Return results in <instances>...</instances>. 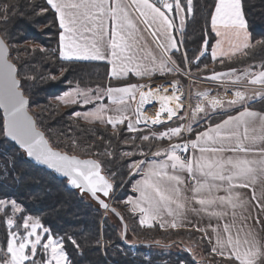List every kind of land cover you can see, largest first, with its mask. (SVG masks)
Returning <instances> with one entry per match:
<instances>
[{
    "label": "snow or ice",
    "instance_id": "1",
    "mask_svg": "<svg viewBox=\"0 0 264 264\" xmlns=\"http://www.w3.org/2000/svg\"><path fill=\"white\" fill-rule=\"evenodd\" d=\"M46 5L48 7L41 8L38 15L54 11L61 29L58 51L62 60H108L111 65L108 76L117 79L130 72L143 78L151 77L157 70L180 71L171 53L180 51L178 44L183 41H178L173 33L178 27L177 20L179 30H183L186 14L193 13V0H46ZM17 7V3L0 0V20L7 23ZM213 9L209 13L210 24L218 39L212 45L204 40L195 61L199 62L209 49L212 60L219 59L221 64L224 57L231 59L237 53L250 57L255 55L257 48L264 49V40L253 41L248 32L241 0H214ZM150 43L160 50L159 55L149 48ZM32 51L47 50L38 47ZM8 55V46L0 39V108L3 109L0 134L11 138L28 157L62 174L68 184L81 193H89L107 209L109 205L98 194L108 197L113 183L103 174L101 161L80 159L50 146L29 114V100L18 78V68ZM182 55L184 61L192 63L186 52ZM169 64L173 67H168ZM258 69L249 67L239 75L236 68L213 71L208 77L212 80L234 77L233 84L245 80L249 85L259 86L260 90L249 95L237 88L233 98L228 100L208 99L207 92L197 93L203 99L195 107L188 106L191 120L186 126L181 123L159 134L152 132L151 138L182 140V130L191 133L192 124L207 119L209 112L235 105H240L242 110L227 115L219 123L206 124L203 130L195 133L194 139L169 143L167 147L150 152L152 157L159 159L133 161L129 165L132 173H142L133 186L139 196L127 201L132 211L140 214V224L152 227L153 221H159L161 228L167 225L176 229L185 226L188 211L207 214L217 221L215 226L210 223L206 228L198 225H191V228L202 233L211 254L225 264H264V216L261 215L264 214V111L246 106L249 100L264 99V61L259 63ZM170 83L172 95H167L169 89H163L165 94L160 95L162 86L155 92L151 88L145 92L143 89L148 85L128 83L104 89L98 86L87 91L77 88L73 90L75 95L70 91L57 99L67 105L95 104L92 110L77 111L73 116L89 124L110 125L113 135H118L120 125L126 124L130 132H138L137 126L142 123L146 125L148 119L143 116L142 108L156 99H159L160 108L150 120L152 125L165 123L162 114H167L168 121L174 117L183 120L184 117L178 115L185 107L180 103L182 95H177L179 81ZM137 92L140 98L132 110L127 101L134 100ZM105 97L112 107L102 102ZM173 101L175 106L170 107ZM129 111H134L135 121L129 117ZM139 139L147 142L150 136L142 135ZM72 144L75 146L76 141L72 140ZM105 154L112 155L107 151ZM140 154L146 155L142 147ZM249 188L252 193L246 199L241 190ZM23 212L16 200L0 199V213L3 214L0 222L6 225L0 264H69L64 238L54 235L39 218L24 216ZM166 217L171 218L170 222ZM68 239L79 247L75 239ZM38 254L42 257L39 260L36 259Z\"/></svg>",
    "mask_w": 264,
    "mask_h": 264
},
{
    "label": "trees",
    "instance_id": "2",
    "mask_svg": "<svg viewBox=\"0 0 264 264\" xmlns=\"http://www.w3.org/2000/svg\"><path fill=\"white\" fill-rule=\"evenodd\" d=\"M8 2L17 3L18 7L13 10L14 14L7 23L0 20V34L10 45L11 58L18 66L22 88L30 99V110L35 115L38 126L45 131L54 147L82 157L100 160L103 172L114 184L115 192L119 191L124 183L114 206L128 224L129 242L137 243L132 239L135 236L139 239L138 242L173 245L127 246L122 240V223L114 214L109 212L115 222L105 215V211L87 193L69 188L67 179H62L54 172L31 162L22 149L2 134H0V199L16 200L24 209V216L39 218L54 235L63 237L69 264H137L130 259L134 254L141 258L150 255L154 261L168 259L173 262L186 261L188 264H197L189 255V248L184 242L191 239L198 241L197 236L202 238L201 233L194 230H163L157 225L144 227L140 225L137 215L128 209L127 198L133 194L131 185L134 179V175L129 176V164L138 157L129 158L123 153L138 151L141 147L143 151L152 147L153 150L158 141L142 142L139 137L144 135V130L130 132L126 124L119 126L118 135H113L114 130L110 125L89 124L73 116L74 112L89 110L92 105L76 104L64 109L53 101V98L73 88L96 89L99 86L104 89L109 85L113 87L135 82L136 79L110 78L109 64L105 62L60 59L58 42L61 29L58 19L53 10L38 15L41 8L48 7L46 0ZM213 5L214 0H193V13L186 14L183 30L178 29V36L183 43L180 44L181 50L173 54V59L179 68L192 73L196 70L195 76L212 74L213 71H227L230 68L251 67L253 70H259V63L264 61V49L260 48L255 50V55L225 59L223 64L220 60H212L209 49L199 62L195 61V57L202 50L204 40H209L210 45L216 41L209 16L214 10ZM242 5L252 40H264V0H242ZM40 26L44 28L39 30L37 27ZM28 40L47 51H32L29 47L16 49V45ZM185 52L192 63L184 61L182 54ZM20 53L24 54V57H21ZM178 75L180 74L177 72L173 76ZM50 76L56 79H50ZM173 76H156L153 79H167ZM180 77L182 78V75ZM246 106L264 111V99ZM239 109L241 106L233 112ZM222 117L223 115L213 116L210 122ZM2 123L3 114L0 109V126ZM72 140L76 141L75 146ZM162 141L165 142V140L160 142ZM106 151L112 155H106ZM112 173L116 175L113 177ZM122 201L123 204L120 203ZM8 214L11 215L10 208ZM0 216L3 214L0 213ZM19 216L18 213L17 217ZM5 236L6 225L0 222V247L5 245ZM68 237L75 239L79 247L73 245ZM177 242H182L185 246ZM201 242L208 247L204 254L212 258L210 262L225 264L219 257L211 254L206 241L202 239ZM178 247L187 249L183 254L176 256L174 250ZM41 258L38 254L36 259Z\"/></svg>",
    "mask_w": 264,
    "mask_h": 264
},
{
    "label": "rangeland",
    "instance_id": "3",
    "mask_svg": "<svg viewBox=\"0 0 264 264\" xmlns=\"http://www.w3.org/2000/svg\"><path fill=\"white\" fill-rule=\"evenodd\" d=\"M37 28L39 30H42L44 27L40 26V27H37ZM38 46L39 45L37 43L28 40V41H26V42H24L22 44L16 45L15 47H16L17 50H20V49H22L24 47H29V48L33 49V48H36ZM20 56L24 57V54L20 53ZM189 67H190L189 64H187V68H189ZM248 68L249 67L242 68V69H237V74L239 75V74L243 73ZM177 72L180 75L175 76V77L174 76L173 77H169L167 79H157V80L153 79V80H151L149 82L144 83L143 85H148V86L149 85H157V86H161V85H163L164 83H167V82L169 83L171 81H179V86L183 89L182 101L184 102V106L185 107L179 112L178 115L181 116V117H184V119L180 120V119H177V118L174 117L172 121H165V123L163 125H152L150 123V120L152 118H155L154 112L150 109V111H151L150 113H151V116H152V118H150L147 115V113L142 109L143 116L148 119V122H147L146 125L142 123V124L138 125L137 127H138L139 130H144L143 134L144 135H149L150 136V140H152V141L156 140L158 142H157L156 146L154 145L155 149L152 150V148H153L152 147V148H150V150L143 151L146 155H141L140 154V150H138V151L137 150L136 151L135 150L134 151H129V152H134L135 153V155H133V156H128L129 158L134 157V156L138 157L137 159L132 160V162L133 161H140V160H142L143 158H145L147 156H151L150 152H155L159 148L167 147L169 143H175L176 141L182 142V140H186L187 138L190 137V135L196 130V128L199 125V123L202 122L201 121L202 119H199L198 123H193L192 124L193 131L191 133L182 130V140L173 139L172 141H169L167 139H164L165 142L163 143V141L160 142L161 139H158V138L157 139H151V133L155 132V133L159 134L160 132L165 131L168 127H178L181 123H183L186 126L191 120V109L188 106L191 105L192 107H195V105L203 99V97L198 96L197 93L207 92L209 99H211L212 97H217V98H224V99L228 100V99H232L233 98L234 90H236L237 88L240 89V90H244L245 89V90H249V91H252V92L255 91L254 88L245 86V85H248V84H247L246 81H243V80H241L243 82H238L236 84H233L231 82V80H234V77H232L231 79L222 78L221 80H212V79L208 78V77L211 76V74H208V75L204 74L202 76H195L196 72H197L196 70L193 73L191 71H189V70L183 71L181 69H180V71H177ZM220 72H225V71H220ZM181 75H182V78L180 77ZM240 83H242V84H240ZM241 85H244V87H242ZM75 89H77V88H73V89H71V90H69L67 92L72 91L73 95H75V92L73 91ZM89 89L90 88H88V89L79 88V90H81V91H87ZM92 90H95V89H92ZM65 93H63L61 96H63ZM137 93H139V92H137ZM61 96H58V97H61ZM58 97L53 98V101H54L55 104L61 105L64 109L66 107L70 106V105H67V104L61 102L60 100H58L57 99ZM137 98H138L137 101H139V97H137ZM102 102L104 104L108 105L109 107L113 106L111 104V101H109L107 97H105ZM79 104L81 106H88V105H84L82 103H79ZM89 105H92V108L89 109V110H85V111H90L96 106L95 104H89ZM35 109L37 110L38 108L36 107ZM85 111H79V112H85ZM186 113H187V115H185ZM128 115L133 121H135V114H133L132 112H129ZM135 174L136 173H132L131 169H130L129 176H133ZM123 185H124V183L120 187L119 191L122 189ZM119 191L112 192L111 197L108 199V201L112 205L117 203L116 197L119 194ZM120 203L123 204V201L120 202ZM105 215H107V217H109L111 219V221L115 222L114 217L109 213V211H105ZM200 237L197 236L198 241H196V239H191L190 241H185L184 242L188 246V248L192 251V253L194 254V255L191 254L189 252V250H188L189 255L195 259V262L197 264H213V262H210L211 261L210 259H212V258L208 254H206V255L204 254V250L206 251V249L208 247L203 242H201L202 238H200ZM132 239H134V242H138V240H139L135 236H133ZM186 249L183 248V247L182 248L178 247V249L175 248V250H174L175 253L174 254H177L176 256H179L180 254H183ZM130 259L135 261L137 264H188L186 261L173 262V261H170L168 259L167 260L154 261V260H152L150 255H146V256L141 258L137 254H134L133 256H130Z\"/></svg>",
    "mask_w": 264,
    "mask_h": 264
},
{
    "label": "crops",
    "instance_id": "4",
    "mask_svg": "<svg viewBox=\"0 0 264 264\" xmlns=\"http://www.w3.org/2000/svg\"><path fill=\"white\" fill-rule=\"evenodd\" d=\"M241 3H242V0H241ZM242 9H243V5H242ZM243 13H244V10H243ZM244 17H245V14H244ZM245 19H246V17H245ZM247 21V20H246ZM177 30H174V35L177 37V40L178 41H180V37L178 36V29H179V20H177ZM247 26H248V24H247ZM248 32L250 33V31H249V28H248ZM215 34V33H214ZM250 35H251V33H250ZM216 39H218L217 37H216ZM148 40L149 41H151V37L149 36L148 37ZM214 44H215V42H214ZM178 46L180 47V44H178ZM149 48L151 49V50H153L157 55H159L160 54V50L159 49H157L156 47H155V44H152V43H150L149 44ZM224 48H225V50H227V48H228V45H227V42L225 41V43H224ZM176 51H174V52H172L171 53V56H172V59H173V54L175 53ZM240 56H242L241 54H239V53H237L235 56H232V58L231 59H233V58H236V57H240ZM225 59H228L227 57H224V60ZM174 60V59H173ZM217 60H219V59H217ZM71 61H92V62H105V63H108L109 64V71H110V68H111V65H110V63H109V61L108 60H100V61H97V60H77V59H73V60H71ZM176 65H177V63H176ZM168 67H173L171 64H169L168 65ZM180 69V68H179ZM177 73V71L174 69L172 72H168L166 69L163 71V72H161L160 70H157V71H155V72H153V74L151 75V77H143V78H141V77H137V76H135V74L134 73H128V75L127 76H123V77H121V78H119V79H117V78H114V79H116V80H124V79H128V78H130V77H133L134 79H136V81L135 82H131V83H135V84H141V85H143L144 83H146V82H149V81H151V80H153V78L154 77H156V76H161V77H165V76H173V75H175ZM243 81H245V80H243ZM243 81H240V82H243ZM240 84H242V83H240ZM123 85H125V84H123ZM123 85H118V86H113V87H120V86H123ZM242 87H244V85H241ZM245 86H248V87H252V88H254V90L255 91H258V90H260L259 89V86H253V85H245ZM146 90V88H144V90L143 91H145ZM243 91H246L249 95H252L255 91H249V90H243ZM214 95V94H213ZM137 97H139V93H137L136 94V97H135V99L134 100H128L127 101V103L130 105V108L132 109V110H134L136 107H137V103H138V98ZM137 98V99H136ZM140 98V97H139ZM209 99V98H208ZM259 99H261V98H259V97H257V98H255V99H253V100H249V101H247V104H250V103H252V102H255V101H257V100H259ZM240 107V105H235V106H232V107H230V108H228V107H226V108H224V109H218V110H216L215 112H209V116H208V118L207 119H202L201 121L202 122H200L199 123V125L197 126V128H196V130L190 135V137L189 138H187L186 140H188V139H194L195 138V133L196 132H198V131H201V130H203L204 128H205V126H206V124H208V123H212V124H215V123H219L222 119H225L226 118V116L227 115H235L238 111H241L242 110V108L241 109H239L238 111H235V112H233L236 108H239ZM249 107V106H248ZM251 108V107H250ZM146 113H147V115L150 117V118H152V116H151V111H150V109L148 108V105L146 104V105H144V107L142 108ZM252 110H256V109H254V108H251ZM256 111H260V110H256ZM129 112H132L133 114H134V111H129ZM226 113V114H225ZM201 115H203V114H201ZM216 115H223V117L222 118H220V119H218V120H216V121H214V122H210V119L211 118H213V116H216ZM178 141H176L175 143H177ZM189 154H191V149L189 150ZM145 159H148V160H151V159H159V158H154V157H152V156H147V157H145V158H143L142 160H145ZM141 176H142V173H136L135 175H134V179H133V181H132V190H133V194L131 195V196H129L128 198H127V201L129 200V198H137L138 196H139V193H137V192H135V190H134V184L138 181V180H140L141 179ZM242 191V193L244 194V196H245V198L247 199V198H249L250 197V195H251V193H252V189L251 188H249V189H242L241 190ZM221 195H223L224 193L223 192H221L220 193ZM256 195H257V197H259L260 196V190H259V186H257V190H256ZM253 203H255V202H253ZM128 204V209L130 210V212H132L133 214H135V215H137V217H138V221H139V223H140V214L138 213V212H133L132 211V205L131 204H129V203H127ZM196 207H199L198 205H196ZM262 216H264V214H261ZM166 220H168L169 222H170V220H171V218L170 217H166L165 218ZM153 223V226H155V225H157V226H159V221H153L152 222ZM212 224L213 226H215L216 225V223H217V221L214 219V218H211V217H209L207 214H204V213H194V212H191V211H188L187 213H186V219H185V221H184V224H185V226L184 227H178V228H176V229H173V228H171L170 226H167L166 225V227L165 228H161L160 226V228L161 229H163V230H192V228H191V225H198L199 227H201V228H206L209 224ZM222 223V222H221ZM141 225V224H140ZM142 226H144V227H148L147 225H142ZM152 226V227H153ZM210 231V230H209ZM199 232V231H198ZM199 233H201V232H199ZM202 234V233H201ZM209 248H210V245H209Z\"/></svg>",
    "mask_w": 264,
    "mask_h": 264
},
{
    "label": "water",
    "instance_id": "5",
    "mask_svg": "<svg viewBox=\"0 0 264 264\" xmlns=\"http://www.w3.org/2000/svg\"><path fill=\"white\" fill-rule=\"evenodd\" d=\"M0 39H3V40L5 41V43L7 44V46H8V49H9L8 59H9L10 61H12L13 63H15V62L12 60V58H11V54H10V45L8 44V42L5 40V38H4L1 34H0ZM15 64H16V63H15ZM16 66H17V64H16ZM17 68H18V66H17ZM18 78H20V77H18ZM23 91H24V90H23ZM24 95H25V96L28 98V100H29V114L32 115L33 119L36 121V126H37L38 130L44 133V135H45V139L48 140L50 146L53 147L54 150H58V151H61V152L67 153V154H69V155H75V156L79 157L80 159H96V158H94V157H82V156H80V155L72 154V153H69V152H67V151L61 150V149H59V148H57V147H54V146L51 144L50 140L48 139V137H47L45 131H44L43 129H41V128L38 126L37 119H36L35 115L33 114V112L30 110V99H29V97L25 94V92H24ZM0 109H1L2 114H3V109H2V108H0ZM6 138L9 139L10 141H12L11 138H8V137H6ZM12 142H14V143L17 145V147H19V145H18L15 141H12ZM19 148H20V147H19ZM22 150H23V149H22ZM23 151H24V150H23ZM24 152H25V151H24ZM25 153H26V152H25ZM26 156H27V154H26ZM27 158H28L31 162L37 164L38 166L44 167V168H46L47 170H50V171L54 172L58 177H60V178H62V179H66V177H64L62 174L55 172L54 169H50V168H48L47 165H44V164H41V163L37 162L34 158H31V157H28V156H27ZM103 174L107 177V175H106L104 172H103ZM111 182H112V181H111ZM112 183H113V182H112ZM67 185H68V187L71 188V189H76V188H74L72 185L68 184V182H67ZM76 190H77V189H76ZM113 191H114V184H113V190L110 192V194H109L108 197L103 196L102 193H99V194H98V195L100 196V199H103V200L105 201V203H107V204L109 205V207H108L107 209H105L104 207H102V206L99 204V202H98L96 199H94L89 193H87V192H84V193H87V194L90 196V198H92V200H94V201H95V202H96V203H97V204H98V205H99L104 211H109V212H111L112 214H114V215H115V216L121 221L122 226H123L122 240H123V242H124L127 246H130V247H139V246H163V247H171V246L173 245V243H170V244H164V243H161V242H154V243H153V242H137V243H131V242H129V241L127 240L128 224H127L126 220L124 219V217H123V215L121 214V212H120V211H119L114 205H112V204L108 201V199L111 197V194H112ZM113 209H115V212L112 211ZM117 213H119V215H117ZM121 217H123V219H121ZM177 243H179L180 245L185 246L182 242H177ZM188 250H189V252L192 254V251H191L190 249H188Z\"/></svg>",
    "mask_w": 264,
    "mask_h": 264
},
{
    "label": "bare ground",
    "instance_id": "6",
    "mask_svg": "<svg viewBox=\"0 0 264 264\" xmlns=\"http://www.w3.org/2000/svg\"><path fill=\"white\" fill-rule=\"evenodd\" d=\"M161 86H162V88L160 91V95L165 94L163 92V89H169V91L167 92V95H172V92L170 90L171 89V83L170 82L164 83ZM157 87H158L157 85H149V87H146L145 92L148 91L149 88H151V90L155 92L157 90ZM178 87H179V91L177 92V95H182V98H183V89L180 86H178ZM175 103H176L175 101L170 102L169 106L174 107ZM180 103H182L184 105V102L182 101V99H181ZM147 105H148V108L151 109L154 112V114L156 115V113L159 111V108H160L159 99L153 100L150 104H147ZM161 119L164 121H168L167 120V114H162Z\"/></svg>",
    "mask_w": 264,
    "mask_h": 264
}]
</instances>
